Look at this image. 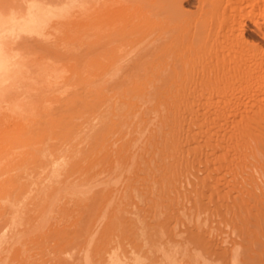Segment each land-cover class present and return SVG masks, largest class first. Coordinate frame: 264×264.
Listing matches in <instances>:
<instances>
[{
	"label": "bare ground",
	"instance_id": "bare-ground-1",
	"mask_svg": "<svg viewBox=\"0 0 264 264\" xmlns=\"http://www.w3.org/2000/svg\"><path fill=\"white\" fill-rule=\"evenodd\" d=\"M178 1L160 12H184ZM243 1L233 8L264 21V0ZM126 2L0 0V264H39L38 248L50 254L40 264H73L80 252L93 264L90 249L108 264H210L204 254L227 246L241 249L239 264H264V57L241 42L242 22L214 37L198 19L164 32L185 53L176 64L142 74L152 64L141 57L109 83L102 25ZM85 23L101 30L81 41ZM219 39L226 46L206 56ZM35 44L60 64L29 69L21 52ZM230 220L235 238L210 242L205 230ZM153 222L160 237L145 232ZM157 246L167 249L154 258Z\"/></svg>",
	"mask_w": 264,
	"mask_h": 264
},
{
	"label": "rangeland",
	"instance_id": "rangeland-1",
	"mask_svg": "<svg viewBox=\"0 0 264 264\" xmlns=\"http://www.w3.org/2000/svg\"><path fill=\"white\" fill-rule=\"evenodd\" d=\"M162 1L163 0H127V2L124 4L125 6L123 5L124 6L123 8L121 7L120 10H118L115 14H112L109 17V19L103 23V25H102V28H103L102 33L104 36L103 40L105 39L106 40L105 42L108 43V46H107L108 50H107V53L105 56L107 59V61H106L107 62L106 63V66H107L106 79L109 80V83L113 80V77H115V75L117 73L126 72L127 74H129V72L135 73V70H139L137 68L131 69L130 63H132L133 60L135 61L137 59H140L141 57H144L143 59H145V61L151 62V63H149V64H152L150 66H153V65L154 66L151 68L149 65H147L150 68L145 66L146 69L143 66L138 71L139 73L145 72V73L149 74L151 71L155 72L158 70H159V72H161L162 70L169 68L170 66H173L174 64H176V62H178L177 61L178 58L179 59L182 58L185 53L183 50H181L182 47L179 44L171 42V39H169V41H168L169 35L165 34L164 32L168 33L171 30L178 29L179 27L184 26L186 23H188V21L189 22L192 21V23H193L194 21H198V19L203 20V21L207 20L206 22L210 24V30L213 31L212 33H213L214 37H216L217 35L223 34V32H226L228 29H232L233 27H237L238 23L242 22L241 23L242 26L237 28L239 30V35L241 36V34H243V39H241L242 37L240 38L241 42L243 41V42L248 44L249 53L251 54L252 51H254L253 54H255L256 56L255 55H253V56L256 57V59H260V58L264 57V21L262 20L263 19L262 15L257 16L256 19H253L250 17L245 19V16H244L245 11H243V8L247 7L245 9L250 10L251 9L250 7H252V6H250V7L249 6H245V7L241 6L245 3L249 4L248 2H250L251 0L250 1L247 0V2L243 1L241 4L240 3L235 4V5H238V7L236 6L237 8H239V5L241 6L242 9L239 8L241 11L239 9L233 8L232 4L234 3L233 2L234 0H211V1H207V3L205 5L201 4V0H183V1L181 0L182 2H180V0H179L178 5H180L182 3L184 12H182L180 10L179 11L180 13H178V11L176 12L173 10L176 14L171 12L172 17H165V14L163 15L162 12H160L163 10L162 9V7H163ZM230 1H231V3H230ZM228 2L231 5H229ZM220 3H221V6L219 7V11L214 10L215 12L213 13L212 9H214L216 4H220ZM226 4H228V5L226 6ZM170 5H172V4H169L168 7H170ZM172 9H173V7H172ZM172 9H170V10H172ZM85 24H84L85 26H87V24H88L87 27L89 28V30H87L88 29L87 27L85 30L84 25H83L84 27L81 26V28H79L80 26H78V28L82 29V30L75 28L76 30L79 31V32L78 31L77 32H78V35L80 33V36H79L80 38L83 36V35H81V33L84 34V37H82L80 39L77 35L76 30H75V32H76L75 37H78V39H80L81 41L83 38L85 39V41H88V38L90 39V36L92 35L91 33L93 31L96 32V30H99V31L101 30L100 29L101 27H99V29H97L99 26L98 24H92V25H89V23H85ZM238 30H237V32H238ZM82 31L83 32L85 31L87 34L85 32L83 33ZM88 31H90V32H88ZM160 36H162V37H160ZM157 37L160 39L159 41L154 40V39H158ZM165 37H166V39H164ZM84 39H83V41H84ZM220 39H219L218 44H213V45L209 46L210 48L209 47H204L205 49L203 48L204 52L206 51V53H205L206 56H207V53H209L210 51L214 52V51H217V49L219 51L221 48H224L226 46V43H224V41H222ZM80 40H78V42H80ZM76 43H77V41H76ZM39 46H40L39 44H35L33 47L30 46V48H26V51L28 50L29 52L24 51L25 48L21 52V54L24 53L23 55H24V57H25L24 59L26 61L25 64H27V66L30 64V66L28 67L29 69L30 68L34 69L35 66H37L38 64L40 66V64H43L44 62H46V63L53 62L55 64H60L59 62H55V60H53V59H48V61L42 60L43 58L39 55V52H40V50H38ZM199 46H197L196 48H198L199 49L198 51L200 52L202 50V48ZM35 47H36V49H35ZM253 48H255V49L252 50ZM259 48H260V50H259ZM32 52H36V55L33 54ZM29 54H31V56ZM145 55H147V57ZM148 55L151 58L149 60H148ZM76 56H74L73 59L75 61H73V62H76L77 64H80V65L84 64L81 62V60L84 61L85 58L87 59L86 56H82V57L81 56L78 57V55H76ZM40 57H41V59H40ZM197 57H199V58H197ZM197 57H195V58H197L196 60L199 61L200 59H202L204 57V55L197 56ZM86 59H85V62H86ZM88 59H90V58H88ZM36 60H38V61H36ZM41 60L43 63H41ZM152 60H154V61H152ZM88 61L90 62V60H87L86 64L90 65L91 63H89ZM27 66H26V68H27ZM84 66L87 67L88 65H84ZM142 69H144V70H142ZM86 70L87 69H85V71ZM89 70H90V68H89ZM201 71H202L201 68H197L194 70V72L197 73L198 76H200ZM87 73H89V72H87ZM85 74H86V72H85ZM130 80L131 79L126 81L122 86H125V87L132 86L133 83L131 84ZM174 83L175 82L173 81L172 83H170V85L172 86ZM110 85H111V87H114V86H116V83H111ZM18 92L20 93V90ZM18 92H15V93L17 95H19ZM12 93H14V92H12ZM17 95L12 94L13 98L15 96L14 99H16ZM34 96H36V95H34ZM34 96L30 97L31 102L33 101V103L34 102L40 103L39 101L41 99V96H38L39 98H37V96L34 98ZM46 96H48V95H46ZM19 98L22 99L23 96H19ZM24 98L26 99V97H24ZM35 99H37L39 101L36 102L37 100H35ZM27 100H29V99H27ZM48 101H50V99ZM45 102H47V101H45ZM155 209H157V210H155ZM159 209H161L160 211L164 212V209L162 207L160 208V206H159V208H158V206L156 208H154V214H153L154 220L158 219L159 214L162 213V212H158V214H157V211H159ZM217 216L214 215V217L221 218V215H217ZM231 216L232 215H228V217H230V219H231ZM222 222H224V221H222ZM222 222L220 221V225H219V223H217L218 225H215L216 223L214 225H212L214 227V229L211 228L212 226H209V228H211L210 233L207 232V230H205V232L203 231L205 233L206 237L207 238L209 237L208 239L210 240V242H213L215 240L214 237H219L216 240L220 239V237H226L227 235H229L227 237L231 238V240L233 238H235L236 233H235V230H234V227H233L231 220L229 221V223H228V221H226L228 225L225 223H222ZM208 223H209V221H208ZM151 224H153L152 225L153 227H151ZM151 224H149L150 227L148 226V230H147V227L146 228L144 227L146 229L145 232L147 233V235L153 236V237H160L162 235V233L164 232V227H162V225L160 223H157V222H153ZM158 224H160V226ZM142 232L145 234V232L143 230H142ZM189 232H187V234H189ZM194 232L196 235V231H192V235ZM203 232L197 233V235L198 234L201 235V234H203ZM206 232L211 234L213 237L211 235L206 234ZM187 234L185 233L183 235V240L185 238L187 239ZM34 235L35 234H33L32 236H34ZM195 235H193V236H195ZM120 236H124V235L118 236L116 234V236H115V243L119 242V244L116 243L118 245H116V244L114 245V241H113V245L116 247L119 246V249H121L120 246H122L121 244H123V243H121V241H117V239H119L118 237H120ZM124 237H121L119 240H122V238H123L122 241L124 242L125 241ZM210 237H212L213 239ZM32 238H35V237H32ZM52 240H53V238H52ZM52 240H49L47 243L49 246V249H51V250L54 247L53 245H51V243L55 244L54 240H53V242H50ZM234 247H236V246H232L233 249H230L231 246L230 247L227 246L228 250L227 249L226 250L228 253L226 255L225 254L221 255L222 257H220L218 255L217 256L214 255L213 252H209V253H205V254L201 253V254H204V256L207 259L209 258L208 262L210 264L221 263L223 261L222 259H224V257L226 260L224 262L225 264H234L235 262H236V264H239L238 262H239V258H240L241 249L239 247H236V248H234ZM164 249H167V248L165 246H163V247L157 246V249L154 250V252H153V257L156 258L159 255H161V252L164 253L165 252ZM74 250H73V252H74ZM32 252L35 255L34 260H36V261L38 260L39 264H40V259L43 262L45 260L44 257L48 258L47 256H50L49 251L47 254V250H42V248H38ZM35 252L37 254H35ZM38 252H39V255H38ZM88 252H89L90 258H92V260H95L93 262V264H108L109 260L106 261L105 259L102 258L104 255H97L98 253L96 251H94L93 249H90ZM117 252L121 254L122 249L118 250V248H117ZM43 253L45 255H43ZM77 253L78 252L76 251L75 255ZM144 253L145 252H143V256H145ZM158 253H159V255H158ZM155 254L157 256H155ZM36 256L39 258H37ZM41 256L43 257L44 260L41 258ZM79 256H81L82 258H80ZM84 256H85V253L83 255H81V252L79 255L77 254V256H73V260H75V259L77 260V261L75 260L76 263H75V261H73V264H86V262L83 259ZM75 257H77V258H75ZM78 258L82 259V260H79ZM232 262H234V263H232ZM44 263H46V262L44 261ZM109 264H112V263H109Z\"/></svg>",
	"mask_w": 264,
	"mask_h": 264
}]
</instances>
